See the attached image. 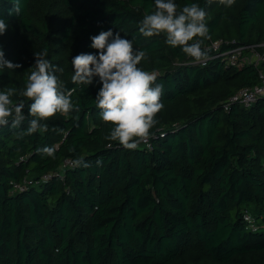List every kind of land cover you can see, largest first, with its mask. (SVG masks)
<instances>
[{
	"label": "trees",
	"instance_id": "16d2710c",
	"mask_svg": "<svg viewBox=\"0 0 264 264\" xmlns=\"http://www.w3.org/2000/svg\"><path fill=\"white\" fill-rule=\"evenodd\" d=\"M174 2L178 11L192 3L205 9L204 51L221 38L264 41V0H235L231 7L218 0ZM20 4L21 14L10 16L11 0H0V18L9 25L0 48L20 65L0 70V91L16 88L12 99L24 100L26 116L19 129L0 127V264H264V97L224 108L232 94L259 82L264 62L237 68L210 58L203 65L167 45L163 33L144 37L139 22L155 11V0ZM109 29L147 51L137 67L155 72L164 86L151 149L108 140L113 125L95 104L99 78L87 86L71 81L72 58L98 54L90 37ZM45 49L46 59L64 68L60 79L80 111L57 113L41 121L47 132L18 139L32 118L31 101L19 91L34 53ZM44 146L56 147L54 158L37 153ZM68 158L88 166L13 189V182L58 171Z\"/></svg>",
	"mask_w": 264,
	"mask_h": 264
},
{
	"label": "clouds",
	"instance_id": "9594fccd",
	"mask_svg": "<svg viewBox=\"0 0 264 264\" xmlns=\"http://www.w3.org/2000/svg\"><path fill=\"white\" fill-rule=\"evenodd\" d=\"M210 3L211 0H208ZM220 5L231 7L235 0H218ZM12 8L8 14H21L20 0H11ZM174 0H155V11L146 14L139 22V32L144 37L165 35V43L181 51L196 62L206 61L208 53L202 49L204 39H209V28L205 23L206 11L197 3L185 5L178 11ZM9 25L0 18V35L5 34ZM200 38V39H197ZM90 47L97 53H81L72 58L74 74L71 81L76 85H91L95 77L102 87L99 89L95 104L100 109V118L105 124L113 125L107 139L118 141L123 148L135 150L150 138L151 129L157 124L156 116L164 108L163 84L157 83L155 72H147L137 67L147 56V51L135 49L133 40L122 38L119 32L111 29L101 31L90 37ZM194 41V42H193ZM192 42V43H190ZM35 64L26 78L25 87L19 96L31 101L27 105L28 120L26 130L16 133L18 139L32 135L40 130L48 131V120L57 113L68 116L79 112L80 106L74 104L72 91L66 89L60 79L64 68L53 65L48 59L47 50L34 53ZM18 64L5 59L0 48V70L14 71ZM84 89H81L83 91ZM16 88L0 91V127L19 129L25 121V102L13 101ZM78 119V116L76 117ZM37 153L55 157L56 147L44 146ZM76 166L88 165L81 159L73 161ZM101 161H97L99 165Z\"/></svg>",
	"mask_w": 264,
	"mask_h": 264
},
{
	"label": "built area",
	"instance_id": "2783aa9c",
	"mask_svg": "<svg viewBox=\"0 0 264 264\" xmlns=\"http://www.w3.org/2000/svg\"><path fill=\"white\" fill-rule=\"evenodd\" d=\"M205 50L209 51L211 55L208 56L209 58L206 61L199 62L203 65L207 64L210 58H219L227 66H235L237 68L248 65L258 68L264 62V41L259 43H240L236 39L227 40L221 38L211 40L205 45ZM258 75L259 82L257 84L239 89L224 102L225 110H229L233 104H242L249 107L259 98L264 97V70L260 69ZM161 135L163 136L164 133H161ZM146 145L151 149L150 140L146 142ZM75 166L72 159H65L58 171L46 173L36 180L25 178L22 183L13 182V189L23 191L31 185L48 182L55 175L62 177L61 173L65 168H74ZM246 218L250 222V227L256 230L258 227L254 224L253 217L246 214Z\"/></svg>",
	"mask_w": 264,
	"mask_h": 264
},
{
	"label": "rangeland",
	"instance_id": "374dc122",
	"mask_svg": "<svg viewBox=\"0 0 264 264\" xmlns=\"http://www.w3.org/2000/svg\"><path fill=\"white\" fill-rule=\"evenodd\" d=\"M61 174H63V172Z\"/></svg>",
	"mask_w": 264,
	"mask_h": 264
}]
</instances>
